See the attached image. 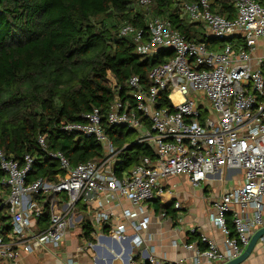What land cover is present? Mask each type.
I'll list each match as a JSON object with an SVG mask.
<instances>
[{"label": "built area", "instance_id": "built-area-1", "mask_svg": "<svg viewBox=\"0 0 264 264\" xmlns=\"http://www.w3.org/2000/svg\"><path fill=\"white\" fill-rule=\"evenodd\" d=\"M228 1L235 9L231 18L213 12L210 0L181 4L189 22L201 23L206 35L224 42L219 49L188 41L168 20L150 15L151 0H136L137 6L147 10L145 27L128 22L118 27V36L129 38L137 55L153 57L160 49L174 52L149 71L147 84L137 75L129 76L126 86L134 108L128 101L115 99L106 117L108 125L134 131V142L148 146L153 158L143 156L129 170L117 174L119 149L101 128L96 107L81 115L83 122L63 123L58 129L94 138L103 150L98 161L70 165L61 152L48 151L43 137L38 136L40 148L57 161L63 175L53 181L45 177L27 180L33 157L24 154L19 164L0 151L1 258L16 263L22 252L57 247L77 221L75 207L84 203L97 239L95 243L86 241V249H95L100 237L109 236L120 243L117 257L122 259L130 237L126 227L133 232L130 248L142 242L138 230L149 218L138 216L146 213L144 202L162 195L158 178L185 176L192 187H198L207 175L232 169L242 172L243 181L233 186L234 177L222 181V192L213 201L210 215L213 224L227 235L225 216L232 214L236 238L226 239L228 251L220 252L203 234L182 246L194 251L189 264H222L244 250L251 235L264 226V55L253 54L264 38V2ZM160 93L165 94L163 100L158 99ZM121 198L127 199L133 210L123 209L116 216L108 213L109 206ZM172 204L180 210L179 201ZM46 208L49 215L43 221ZM247 208L252 212H246ZM259 241L264 245V234ZM198 243L205 248L200 249ZM145 263L164 264L152 256ZM125 264L136 263L128 254Z\"/></svg>", "mask_w": 264, "mask_h": 264}, {"label": "trees", "instance_id": "trees-1", "mask_svg": "<svg viewBox=\"0 0 264 264\" xmlns=\"http://www.w3.org/2000/svg\"><path fill=\"white\" fill-rule=\"evenodd\" d=\"M184 1L192 0H151L148 12L168 20L188 41L221 48L222 40L206 35L201 23L188 21L181 9ZM210 9L224 17L235 14L228 0H210ZM146 12L136 0H0V151L19 164L24 154L33 157L27 180L53 181L63 175L57 161L40 148L38 136L48 151L61 152L70 165L102 158V146L94 138L58 129L63 123L83 122L81 115L94 107L105 135L119 149L117 174L143 156L154 157L148 146L134 142V131L110 126L106 119L115 99L134 108L126 86L129 76L147 84L149 71L174 55L171 49H160L153 57L137 55L131 40L118 36L123 22L145 27ZM154 210L172 216L177 211L157 200ZM48 215L46 208L43 221ZM80 221L83 236L91 241L89 216L82 212ZM225 221L228 234L236 238L230 214ZM188 236L187 243L199 238L195 232ZM198 247L205 248L201 243Z\"/></svg>", "mask_w": 264, "mask_h": 264}, {"label": "crops", "instance_id": "crops-1", "mask_svg": "<svg viewBox=\"0 0 264 264\" xmlns=\"http://www.w3.org/2000/svg\"><path fill=\"white\" fill-rule=\"evenodd\" d=\"M253 54L257 56L264 55V38L258 41ZM220 172L222 175H215L216 173L207 175L198 187H192L185 176L158 178L163 191L162 195L157 194L151 200L144 202L146 213L138 216V219H141L144 215L149 218V222L145 227L138 230L142 242L138 247L132 246L130 248L129 243L133 232L129 227H126V234H129L130 237L126 239V251L122 259L117 257V253L120 252V243L109 236L100 237L99 245L95 246V249H86L85 242L88 240L83 236L80 219L81 213L85 212L87 214V212L84 203H78L75 207L77 221H75L73 227L67 229L61 244L57 247L45 246L31 253L22 252L16 263L0 257V264H125L128 254L136 264L145 263L149 256L161 260L164 264H175L177 261L189 264L194 251L185 249L182 244L187 242L188 233H192V229L197 231L196 234H203L208 240L214 242L220 252H227L226 239L231 237L213 224L210 215L214 212L213 201L222 192V181L234 177V181L231 182L233 186L243 181V175L237 169ZM180 183L188 184L190 191L187 192L182 189ZM208 187L214 193L211 202L208 201L205 195ZM192 197L197 200V203L190 204ZM154 200L166 206H172L173 209L175 208L172 202L179 201L181 208L179 211H175L173 216L156 212L154 210ZM123 209L133 210V207L125 198H121L118 203L110 205L107 212L116 216ZM246 212L250 213L252 209L247 208ZM227 214H230L232 222V214ZM90 235L93 243H95L97 241L95 232L92 231ZM195 241L197 240L193 242ZM201 244L205 246V244ZM79 247L82 248L81 251L78 250ZM202 264L219 263L215 261L206 263L203 261ZM241 264H264V245L259 241V238L248 257Z\"/></svg>", "mask_w": 264, "mask_h": 264}, {"label": "water", "instance_id": "water-1", "mask_svg": "<svg viewBox=\"0 0 264 264\" xmlns=\"http://www.w3.org/2000/svg\"><path fill=\"white\" fill-rule=\"evenodd\" d=\"M124 127V126H121ZM264 234V226L257 229L250 237L246 247L244 248V250L235 258L226 261L222 264H241L250 254V252L252 251L253 247L255 246L258 238Z\"/></svg>", "mask_w": 264, "mask_h": 264}, {"label": "rangeland", "instance_id": "rangeland-1", "mask_svg": "<svg viewBox=\"0 0 264 264\" xmlns=\"http://www.w3.org/2000/svg\"><path fill=\"white\" fill-rule=\"evenodd\" d=\"M221 44H222L221 46H223L224 42H223V43L221 42ZM263 91H264V89H263ZM215 175H222V173H221V172H219V173L217 172ZM230 183H231V182H230ZM180 184H182V185H181V188H182V189H184V190L187 191V192L190 191V187H189L188 184H186V183H180ZM202 188H203V187H202ZM207 189H208V190H207V192L205 193V195L207 196L208 201L211 202V199L214 197V193L211 192V188L208 187ZM197 190H199V189H197ZM196 201H197V200H195L194 197H192V198H191V201H190V204H194ZM196 203H197V202H196ZM207 204H208V202H207ZM52 250H55V249H52Z\"/></svg>", "mask_w": 264, "mask_h": 264}]
</instances>
